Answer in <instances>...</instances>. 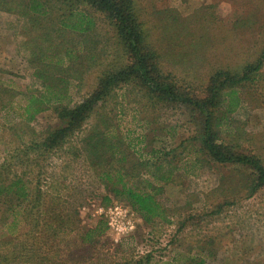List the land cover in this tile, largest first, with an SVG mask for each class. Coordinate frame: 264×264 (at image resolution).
<instances>
[{
    "label": "rangeland",
    "instance_id": "1",
    "mask_svg": "<svg viewBox=\"0 0 264 264\" xmlns=\"http://www.w3.org/2000/svg\"><path fill=\"white\" fill-rule=\"evenodd\" d=\"M125 7L151 66L182 98L207 102L226 77L261 64L230 87L237 112L224 117L223 90L208 110L216 144L264 165V0ZM75 10L94 26L66 29ZM132 64L95 3L0 0V264H264L256 171L213 160L208 116L191 103L135 76L109 83ZM123 186L154 195L167 216L146 224L118 196ZM115 204L134 224L123 236L108 225Z\"/></svg>",
    "mask_w": 264,
    "mask_h": 264
},
{
    "label": "trees",
    "instance_id": "2",
    "mask_svg": "<svg viewBox=\"0 0 264 264\" xmlns=\"http://www.w3.org/2000/svg\"><path fill=\"white\" fill-rule=\"evenodd\" d=\"M95 3L99 6L107 15L116 21L118 35L123 38L126 48L129 51L131 57L133 58L132 66L127 69L117 73L109 83L117 81H126L132 76L137 77L152 93L159 94L164 99L169 101H182L191 103L193 106L199 108L200 111L208 116L205 124V139L204 144L206 146L207 152L213 158L215 162L220 163H240L244 165H249L253 167L259 177V185H264V165L262 162L252 156L239 155L231 152L230 149L222 147L215 143L214 133L210 124L212 113L208 110V105L212 104L217 100L221 90L224 91V117L226 118L230 114H234L240 107L242 103L238 92L232 87L235 83L242 82L249 79V74L252 71H259L261 69V64L250 67L244 75L241 77L230 76L226 77L225 81L219 86L215 87L212 92V96L207 102H194L188 98H182L177 92V90L168 82L161 80L162 78L157 75V71L150 64L148 59L149 54L144 50L142 45V36L130 20L129 10L125 7L127 0H83ZM126 1V3H124ZM40 10V4L35 6ZM40 13V11H39ZM42 13H45L42 11ZM95 22L90 18L85 12H71L63 21V25L66 29L84 32L88 31L94 26ZM264 58V57H263ZM31 100V103L40 104V97L27 95ZM61 97V94H59ZM118 196L125 198V201L130 205V207L140 215L146 224H151L155 220L164 219L167 216L165 208L163 205L155 199L152 194H142L136 192L132 188L123 186L122 190H118ZM186 264V263H185ZM202 264V263H198Z\"/></svg>",
    "mask_w": 264,
    "mask_h": 264
},
{
    "label": "built area",
    "instance_id": "3",
    "mask_svg": "<svg viewBox=\"0 0 264 264\" xmlns=\"http://www.w3.org/2000/svg\"><path fill=\"white\" fill-rule=\"evenodd\" d=\"M108 225L119 235H126L134 228L133 222L128 218L127 210L121 205H113L107 211Z\"/></svg>",
    "mask_w": 264,
    "mask_h": 264
}]
</instances>
